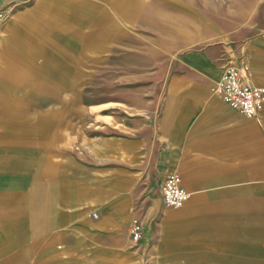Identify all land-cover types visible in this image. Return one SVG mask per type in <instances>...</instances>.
I'll use <instances>...</instances> for the list:
<instances>
[{
    "label": "crops",
    "instance_id": "crops-1",
    "mask_svg": "<svg viewBox=\"0 0 264 264\" xmlns=\"http://www.w3.org/2000/svg\"><path fill=\"white\" fill-rule=\"evenodd\" d=\"M253 2L245 1L246 10ZM53 4L88 11L94 2ZM244 7L234 0L236 22L247 14ZM149 14L165 13L156 6ZM177 21L185 34H199ZM15 24L0 37L6 36L12 76L33 84L40 71L55 74L56 68L34 65L43 51L29 52ZM217 50L185 58L166 77L153 107H129L121 136L92 139L87 180L82 153L75 151L68 177L64 168L71 164L52 155L50 137L42 138L41 149L1 145L0 264H264V107L248 119L214 94L229 64L217 61ZM248 55V84L264 88V39H254ZM169 175L180 177L189 199L180 209L164 207L150 246L142 226L144 252L135 253L133 193L149 183L161 189Z\"/></svg>",
    "mask_w": 264,
    "mask_h": 264
},
{
    "label": "rangeland",
    "instance_id": "rangeland-1",
    "mask_svg": "<svg viewBox=\"0 0 264 264\" xmlns=\"http://www.w3.org/2000/svg\"><path fill=\"white\" fill-rule=\"evenodd\" d=\"M90 1L93 7L82 11L76 4L57 6L53 0H0L6 15L0 37L7 36L4 29L15 22V34L26 40L28 51H43L34 65L56 68L50 76L37 73L33 84L15 78L3 44L6 36L0 40V151L1 145L12 142L41 149L42 138L50 137L52 155L59 153L71 164L64 168L66 176L72 178L75 172V151L82 153L80 173L86 180L92 139L121 136L125 111L153 107L166 77L185 58L218 49L217 61L250 78V44L257 37L264 39V0H254L247 10L246 0H240L247 14L237 22L231 14L234 0ZM156 6L164 11L162 18L149 14ZM182 19L199 34H185L177 21ZM48 60L55 65L44 64ZM133 197V219L148 231L150 246L155 223L165 211L160 188L155 183L140 185ZM142 240H131L132 251L144 252Z\"/></svg>",
    "mask_w": 264,
    "mask_h": 264
},
{
    "label": "built area",
    "instance_id": "built-area-1",
    "mask_svg": "<svg viewBox=\"0 0 264 264\" xmlns=\"http://www.w3.org/2000/svg\"><path fill=\"white\" fill-rule=\"evenodd\" d=\"M5 19V12L0 9V25ZM213 92L225 105L248 119L257 116L264 107V88L248 84L245 72L233 66L224 68ZM160 192L164 207L170 209H180L190 196L178 175L167 176ZM129 233L134 243L141 240L142 225L137 219L131 221Z\"/></svg>",
    "mask_w": 264,
    "mask_h": 264
}]
</instances>
